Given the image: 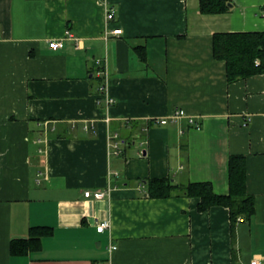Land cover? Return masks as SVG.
I'll return each mask as SVG.
<instances>
[{
	"label": "crops",
	"instance_id": "crops-1",
	"mask_svg": "<svg viewBox=\"0 0 264 264\" xmlns=\"http://www.w3.org/2000/svg\"><path fill=\"white\" fill-rule=\"evenodd\" d=\"M256 31L264 0H231L214 15L200 0H0V264L264 262V73L229 83L213 55L215 33ZM177 109L186 116L156 123ZM233 155L247 157L256 199L234 233L225 207L147 194L146 179L171 178L226 195ZM107 187L104 199L84 196ZM100 221L110 228L99 232ZM36 226L53 233L12 254Z\"/></svg>",
	"mask_w": 264,
	"mask_h": 264
},
{
	"label": "trees",
	"instance_id": "trees-1",
	"mask_svg": "<svg viewBox=\"0 0 264 264\" xmlns=\"http://www.w3.org/2000/svg\"><path fill=\"white\" fill-rule=\"evenodd\" d=\"M231 0H200L202 14H223L231 10ZM213 55L225 61L229 83L264 73V32H221L213 38ZM258 61V63H257ZM229 193L217 194L211 182L175 185L171 178L145 180L150 198L165 199L174 194L199 200L198 210L225 207L230 212L232 233L238 222H250L256 213V199L247 190V157L233 155L229 159ZM53 233L49 227H32L29 237L13 240L10 245L14 255H26L41 248L42 239Z\"/></svg>",
	"mask_w": 264,
	"mask_h": 264
},
{
	"label": "built area",
	"instance_id": "built-area-1",
	"mask_svg": "<svg viewBox=\"0 0 264 264\" xmlns=\"http://www.w3.org/2000/svg\"><path fill=\"white\" fill-rule=\"evenodd\" d=\"M115 15H116V10L114 8H109L107 10V14H106V18L108 19V21H113L115 20ZM113 33L118 34L120 33V31L118 30H114ZM68 38L69 39H74L77 40L75 38V36L72 33L68 34ZM65 43L64 41L60 40H54L50 42V47L53 50H58V49H62L64 48ZM258 63V61H257ZM97 65L101 67L102 62L101 60H97ZM101 73H103L104 75L106 74V70L104 69H100ZM107 80H105L99 87V93L100 95H102L103 99L105 100L106 106L107 107H111L113 106L116 101L114 98H112L109 94H108V89H107ZM186 116V112L183 109H177L174 114L170 117H163V118H156V123L159 125H166L168 124V122H170L171 120H176L178 118L181 117H185ZM107 122H110V119L107 118L106 119ZM189 124L197 129H200L201 126L196 122V120L193 117H189ZM110 139V153H113L115 155H120L123 151L122 148V142L120 140L119 134L118 133H113L109 136ZM110 193V187H107L106 189L103 190H96V191H85L84 192V196L86 198H93V199H104L106 196H108V194ZM107 228H110V222L109 221H100L97 223V229L99 232H104ZM117 247L116 246H112L111 249L115 250ZM249 264H264V262L261 259L258 258H253Z\"/></svg>",
	"mask_w": 264,
	"mask_h": 264
},
{
	"label": "water",
	"instance_id": "water-1",
	"mask_svg": "<svg viewBox=\"0 0 264 264\" xmlns=\"http://www.w3.org/2000/svg\"><path fill=\"white\" fill-rule=\"evenodd\" d=\"M231 5V4H230Z\"/></svg>",
	"mask_w": 264,
	"mask_h": 264
}]
</instances>
